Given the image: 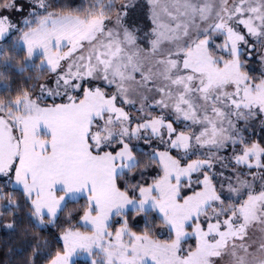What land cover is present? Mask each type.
<instances>
[{"label": "snow or ice", "instance_id": "1", "mask_svg": "<svg viewBox=\"0 0 264 264\" xmlns=\"http://www.w3.org/2000/svg\"><path fill=\"white\" fill-rule=\"evenodd\" d=\"M22 208L0 264H264V0H0V237Z\"/></svg>", "mask_w": 264, "mask_h": 264}, {"label": "trees", "instance_id": "2", "mask_svg": "<svg viewBox=\"0 0 264 264\" xmlns=\"http://www.w3.org/2000/svg\"><path fill=\"white\" fill-rule=\"evenodd\" d=\"M73 4H78L79 0H72ZM27 215L26 209H21L19 214V225L15 233L8 234L4 237H0V247L4 248L5 252L7 246H11L13 250L20 249L24 247L26 242H31L38 246H42L44 240L46 239L43 231L36 230L35 225L30 223L25 217ZM13 217L8 215L5 212L3 217H0V220L11 221ZM194 243V242H193ZM12 264H31L30 259L25 256L23 260L15 258L12 259Z\"/></svg>", "mask_w": 264, "mask_h": 264}]
</instances>
